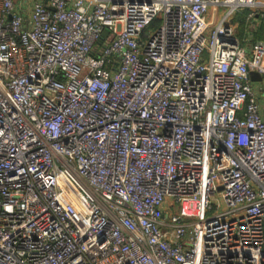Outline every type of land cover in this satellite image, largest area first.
Segmentation results:
<instances>
[{"label": "built area", "instance_id": "built-area-1", "mask_svg": "<svg viewBox=\"0 0 264 264\" xmlns=\"http://www.w3.org/2000/svg\"><path fill=\"white\" fill-rule=\"evenodd\" d=\"M263 23L0 0V264H264Z\"/></svg>", "mask_w": 264, "mask_h": 264}, {"label": "trees", "instance_id": "trees-1", "mask_svg": "<svg viewBox=\"0 0 264 264\" xmlns=\"http://www.w3.org/2000/svg\"><path fill=\"white\" fill-rule=\"evenodd\" d=\"M240 23H241V29L243 28L244 25V18L243 17H239ZM256 39H264V23L263 25L257 30L256 35H255Z\"/></svg>", "mask_w": 264, "mask_h": 264}, {"label": "water", "instance_id": "water-1", "mask_svg": "<svg viewBox=\"0 0 264 264\" xmlns=\"http://www.w3.org/2000/svg\"><path fill=\"white\" fill-rule=\"evenodd\" d=\"M107 32H108V31L106 30V31L104 32V35H106ZM252 78H253V79H260V76H259L258 74H256V73H253V74H252Z\"/></svg>", "mask_w": 264, "mask_h": 264}, {"label": "rangeland", "instance_id": "rangeland-1", "mask_svg": "<svg viewBox=\"0 0 264 264\" xmlns=\"http://www.w3.org/2000/svg\"><path fill=\"white\" fill-rule=\"evenodd\" d=\"M224 9H221V12L223 11ZM240 17V14H238V16H237V18H239ZM242 34V33H241Z\"/></svg>", "mask_w": 264, "mask_h": 264}, {"label": "crops", "instance_id": "crops-1", "mask_svg": "<svg viewBox=\"0 0 264 264\" xmlns=\"http://www.w3.org/2000/svg\"><path fill=\"white\" fill-rule=\"evenodd\" d=\"M256 35V34H255ZM255 40H257L256 38H255Z\"/></svg>", "mask_w": 264, "mask_h": 264}]
</instances>
